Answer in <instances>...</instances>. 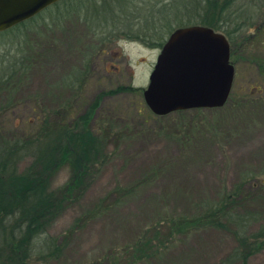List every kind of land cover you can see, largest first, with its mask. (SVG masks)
Wrapping results in <instances>:
<instances>
[{"label":"rangeland","instance_id":"obj_1","mask_svg":"<svg viewBox=\"0 0 264 264\" xmlns=\"http://www.w3.org/2000/svg\"><path fill=\"white\" fill-rule=\"evenodd\" d=\"M72 2L0 38V69L13 55L25 62L16 90L0 91L2 132H32L56 111L69 122L102 92L140 90L102 98L92 127L113 124L120 132L108 145L111 159L40 237L42 249L48 239L64 245L57 257L31 264H239L228 258L237 245L234 222L174 236L170 227L171 220L199 216L204 204L236 186L243 198L252 196L233 210L248 215L246 234L264 227V185L255 181L264 180V0H235L216 15V29L235 49L226 104L165 117L154 115L143 96L162 48L156 43L177 28L204 25L214 13L211 0H131L121 12L112 0ZM70 176L64 166L52 188ZM247 264H264V248Z\"/></svg>","mask_w":264,"mask_h":264},{"label":"trees","instance_id":"obj_2","mask_svg":"<svg viewBox=\"0 0 264 264\" xmlns=\"http://www.w3.org/2000/svg\"><path fill=\"white\" fill-rule=\"evenodd\" d=\"M72 1L76 0H62L51 5L35 17L0 32V38L16 33L20 28L28 29L39 17H44L46 10L57 7L59 11L60 6ZM112 1L114 7L118 4L121 12L123 2L131 0ZM204 23L208 24L206 20ZM156 45L163 47L164 43L158 42ZM13 58L15 59L10 62V66L3 65L0 69V91L8 92L13 85V91L16 90L24 75V57H20V62L16 55H13ZM25 59L27 62L28 59ZM12 67L14 70H11ZM8 70H11L10 74L7 73ZM138 90L140 89L132 85H124L102 92L84 114L71 117L69 122L68 116H58L59 112L56 111V117L47 115L42 119L41 125L29 133H5L2 132L3 128L0 129V264H31L33 259H43L46 262L52 257H57L64 245L48 239L47 250L42 249L40 237L48 232L68 205L78 199L93 176L109 162L111 152L108 145L120 136V132L114 130L116 128L113 124H102L110 129L104 128L100 129L101 131H95L92 127L102 98L109 94ZM187 111L189 110L175 112ZM165 116L167 115L159 117ZM27 160L28 163L22 166V162ZM64 166L70 167L71 176L64 185L54 189L51 186L52 180ZM254 180L255 176L250 179L252 185H264L263 179L255 180L256 183ZM118 190L117 192H130L128 188ZM241 190V186H236L232 191H223L217 201L204 204L203 213L197 217L171 220L170 236L207 226L223 229L228 222H234L237 224V245L228 258L233 263L247 264L252 255L264 248V227L252 234H246L244 231L248 215L240 217L233 210L241 208L243 201H250L252 196L247 195L244 199L240 196ZM96 214L95 210L88 216ZM83 220L84 218L77 221V225ZM75 228L76 225L70 233ZM147 242L148 240H145L143 244L138 245L137 250L143 252L142 247Z\"/></svg>","mask_w":264,"mask_h":264},{"label":"water","instance_id":"obj_3","mask_svg":"<svg viewBox=\"0 0 264 264\" xmlns=\"http://www.w3.org/2000/svg\"><path fill=\"white\" fill-rule=\"evenodd\" d=\"M61 0H0V32ZM226 36L203 25L175 29L158 55L143 96L158 116L192 108L222 107L234 82Z\"/></svg>","mask_w":264,"mask_h":264},{"label":"flooded vegetation","instance_id":"obj_4","mask_svg":"<svg viewBox=\"0 0 264 264\" xmlns=\"http://www.w3.org/2000/svg\"><path fill=\"white\" fill-rule=\"evenodd\" d=\"M62 1V0H61ZM207 1V0H206ZM210 0H208V3H209ZM235 0H211V7L210 9L213 10V14L211 17L207 16V14L205 16H207L205 18V20L208 22V24H204L203 26H207V27H210L212 29H214L216 32H219V33H222L220 31H218L216 28H218L217 26V23H216V20L218 17H216L217 14H219V17H222L220 12H222L223 10H226L228 8V6L233 3ZM209 9V8H208ZM246 25V22L243 21V23H239L238 24V27L236 28L237 31H242L244 26ZM221 27V26H220ZM260 26H258L256 29L257 31L260 30ZM224 34V33H222ZM229 42V45H230V54L232 55V53H234V50L233 47H232V44H231V40L229 39V36H227L226 34H224ZM246 41V40H245ZM248 42V41H247ZM230 59H231V56H230ZM232 62V60H231ZM233 63V62H232Z\"/></svg>","mask_w":264,"mask_h":264}]
</instances>
